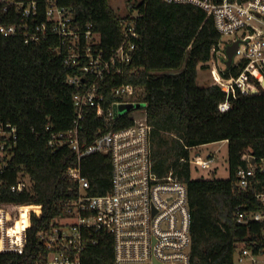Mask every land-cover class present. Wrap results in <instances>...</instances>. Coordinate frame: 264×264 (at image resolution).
<instances>
[{
    "label": "trees",
    "instance_id": "trees-1",
    "mask_svg": "<svg viewBox=\"0 0 264 264\" xmlns=\"http://www.w3.org/2000/svg\"><path fill=\"white\" fill-rule=\"evenodd\" d=\"M35 1L37 22H45L44 5ZM58 4L74 11L79 27L91 26L99 34V48L106 55L124 41L121 23L129 16L119 17L108 0H58ZM133 13L138 38L130 62L117 65L120 73L112 71L98 82L105 105L116 87L141 88L151 126L153 172L159 177L172 172L187 189L191 264H233L238 246L254 253L264 248V222L239 225L234 216L238 205L264 210L255 199L256 193L264 192V179L244 190L236 177L249 159H264V88L257 84L256 95L230 97L229 109L220 112L218 105L225 99L220 88L197 85V69H207L214 58L212 49L220 42L212 19L192 5L161 0H138L130 6L129 14ZM23 24L20 12L14 7L4 11L0 2V27L17 30L15 36L0 33V125L15 128V141L6 149L10 157L0 161V209L11 215L12 222L18 219V207L38 211L36 206H41V214L30 217L22 253L0 252V264H46L48 250L38 235L50 231L52 222L64 215V203L77 194L76 182L66 175L68 168L77 166L76 156L66 147L53 151L49 134L73 128V96L93 81L82 66L66 64L56 54V37L25 44ZM239 71L232 65L221 75L234 78ZM76 77L84 82L69 83ZM130 124L127 116L106 121L85 110L79 141L89 145L98 131ZM222 142L227 144L228 178L193 179L191 151ZM80 170L89 182V194L109 190L108 156H87L80 161ZM96 239L97 244L82 252V264H115L111 235L100 232Z\"/></svg>",
    "mask_w": 264,
    "mask_h": 264
},
{
    "label": "built area",
    "instance_id": "built-area-1",
    "mask_svg": "<svg viewBox=\"0 0 264 264\" xmlns=\"http://www.w3.org/2000/svg\"><path fill=\"white\" fill-rule=\"evenodd\" d=\"M161 1L192 5L202 10L212 19L220 42L222 37L227 36L235 38L226 46L238 42L231 66L239 67V74L234 78L217 75L219 83L215 85L225 94L224 101L218 105L220 112L229 109L230 97L237 94L249 96L253 91L258 93L257 84L262 87L264 82V0ZM0 2L4 11L14 7L16 12H20L24 21L22 36L25 44L38 42L48 35L56 37V54L66 64L82 66L83 73L93 79L73 96L76 114L73 128L49 134L48 146L53 151L66 147L76 156L77 166L68 168L66 175L76 182L77 194L64 203V215L52 222L50 231L38 235L48 250L46 264H82V252L86 246L97 244L96 235L100 232L112 237L115 264H191V215L187 189L172 172L161 177L153 172L149 143L151 126L147 122L143 91L131 85H121L110 91V102L105 105V95L98 85L112 71L121 72L117 65L130 62L135 49L134 41L138 38L136 14L126 15L129 18L121 23L125 39L111 54L106 55L99 48V34L91 26L79 27L75 23L74 11L60 6L58 0H41L45 19L41 23L37 22L38 3L35 0ZM0 33L15 36L17 30L15 27H0ZM220 42L216 49H212V54L215 57L220 51V61L224 62L226 58ZM81 82L84 81L79 77L69 79L71 84ZM126 103H140L143 107L119 115L118 105ZM85 110H93L106 121L127 116L131 124L98 131L92 143L85 145L79 141V126ZM14 141L15 128L0 125V161L5 156L7 159L10 157L6 149ZM91 155H105L110 159V188L102 195L89 194V182L80 170V161ZM252 160L249 159L247 167L236 173L238 186L244 190H251L260 177L264 179V159L254 160L251 165ZM189 162L210 169L214 160L211 155L202 158L196 154ZM11 189L14 191L15 187ZM255 199L264 207V192L256 193ZM36 207L38 211L28 212L29 224L32 214L36 217L41 214V206ZM20 209H17L18 218ZM234 216L239 225L264 222V210L255 212L243 205L234 208ZM16 221L12 222L11 215L0 209V252L22 253L25 232L20 243L6 240ZM263 258L264 248L254 253L238 246L233 264H264Z\"/></svg>",
    "mask_w": 264,
    "mask_h": 264
},
{
    "label": "rangeland",
    "instance_id": "rangeland-1",
    "mask_svg": "<svg viewBox=\"0 0 264 264\" xmlns=\"http://www.w3.org/2000/svg\"><path fill=\"white\" fill-rule=\"evenodd\" d=\"M138 0H108L110 7L115 11L119 17H125L129 13L130 6ZM135 14V13H133ZM235 37L227 36L221 39V50L224 51L226 44L231 42ZM220 51L208 64L206 70L197 69V85L208 86L219 83L217 75L221 76V72L225 69L224 62L220 61ZM143 107L140 103H126L118 105V114H124L131 111L133 108ZM199 154L202 158L207 155L213 157L214 163L210 169H203L200 167H191V177L193 179H227L228 178V165H227V144L226 142L209 144L206 146L199 147L191 151V159ZM28 183L27 179H25ZM264 259V258H263Z\"/></svg>",
    "mask_w": 264,
    "mask_h": 264
},
{
    "label": "bare ground",
    "instance_id": "bare-ground-1",
    "mask_svg": "<svg viewBox=\"0 0 264 264\" xmlns=\"http://www.w3.org/2000/svg\"><path fill=\"white\" fill-rule=\"evenodd\" d=\"M31 208V206H25L20 209L18 220L7 234V241L13 242L14 244L22 241L21 236L29 225L28 212Z\"/></svg>",
    "mask_w": 264,
    "mask_h": 264
},
{
    "label": "water",
    "instance_id": "water-1",
    "mask_svg": "<svg viewBox=\"0 0 264 264\" xmlns=\"http://www.w3.org/2000/svg\"><path fill=\"white\" fill-rule=\"evenodd\" d=\"M240 0H238L239 2ZM237 46H238V42H233L232 44L226 46L225 50H224V54H225V61H224V64H225V67L226 68H229L232 64V60H233V56L235 55V51L237 49ZM262 87L264 88V82H262ZM257 94V91H253L252 92V95H256ZM116 111V108H114V116L116 115L115 113ZM254 163V160L251 161V165Z\"/></svg>",
    "mask_w": 264,
    "mask_h": 264
}]
</instances>
